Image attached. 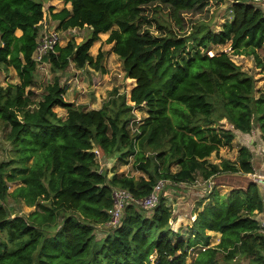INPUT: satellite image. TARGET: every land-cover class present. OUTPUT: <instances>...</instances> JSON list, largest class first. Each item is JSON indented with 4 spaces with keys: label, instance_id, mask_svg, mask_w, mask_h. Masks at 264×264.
Here are the masks:
<instances>
[{
    "label": "trees",
    "instance_id": "obj_1",
    "mask_svg": "<svg viewBox=\"0 0 264 264\" xmlns=\"http://www.w3.org/2000/svg\"><path fill=\"white\" fill-rule=\"evenodd\" d=\"M48 1L0 0V73L3 65L13 68L21 81L5 89L0 80V122L10 128L8 141L21 163L12 169L10 163H0V264H264V234L255 219L264 213V200L253 181L225 195L214 188L189 226L188 240L174 231L173 211L164 199L148 212L129 205L120 223L110 226L115 189L141 200L152 194L158 180L172 188L198 178L255 173L247 147L240 149L237 163L209 162L232 144L234 131L249 135L257 126L264 141V92L255 98L253 78L228 53L210 56L209 50L230 44L233 55L253 57L264 69L259 54L264 12L248 0H233L232 21L219 32L200 23L188 36H179L155 18L163 35L153 37L143 31L149 22L146 6H169L177 18L210 0H60L71 9L52 14L57 29L87 28L91 34L81 44L71 40L50 54L53 71L65 72L73 64L78 70L89 65L105 72L104 53L94 58L90 50L100 35L110 33L108 44H114L127 78L136 81L131 102L148 110L132 133L133 108L116 90L99 110L67 102L58 81L46 87L39 102L26 91L37 68L33 56ZM187 49L188 57L180 61ZM56 107L66 111V118ZM223 120L232 129L215 127ZM95 146L105 158L119 156L128 163L133 156L136 169L149 180L125 175L109 180L100 172ZM173 166L179 169L175 173ZM17 182L20 186L10 193L9 184ZM9 198L37 210L13 217L5 204ZM103 225L110 230L99 239L96 230ZM50 228L54 232L48 236ZM209 232L221 234L218 245L211 247Z\"/></svg>",
    "mask_w": 264,
    "mask_h": 264
},
{
    "label": "rangeland",
    "instance_id": "obj_2",
    "mask_svg": "<svg viewBox=\"0 0 264 264\" xmlns=\"http://www.w3.org/2000/svg\"><path fill=\"white\" fill-rule=\"evenodd\" d=\"M256 9L262 10L264 12V0H248ZM46 2L44 5V19L41 22L40 36L43 33L56 32L59 35V47H65L71 40H74L76 44H81L86 40L91 31L87 28L85 29H71L69 31H59L51 21H53L52 11L60 8L71 9V5L64 4L54 0L52 3L56 5L50 9L47 7ZM233 0H210L207 3L195 8L192 11L180 13L176 18L172 9L169 6H160L158 4L149 5L143 8V13L149 18V22L143 24V31L148 32L153 37H160L163 35L162 31L157 28L156 22L153 20L156 18L160 23L165 24L170 29L174 30L179 36H188L195 25L204 23L209 26L214 32H219L225 23L232 21ZM160 6V7H158ZM160 8V10L158 9ZM52 10V11H51ZM51 12V14H50ZM153 19V20H152ZM46 21V23H45ZM18 36L22 35L21 31H17ZM110 33L100 35V40L96 42L90 50V55L96 58L100 52L104 53V60L102 62L105 72L96 71L91 66L86 65L83 69L78 70L72 64L69 69L65 72L53 71L50 61L39 63L37 62L36 71L32 75V85L26 89L27 92H32V98L39 102L43 100L46 96V87L49 84H53L58 81L62 88L65 89V100L67 102L73 103L75 107H83L85 110H99L103 108L104 104L112 99V93L116 90L119 95L126 96V102L131 106L133 119L131 121L132 133L138 131V127L147 117L146 106H136L131 102V91L136 86V81L127 78L126 71L123 66V62L113 53L114 44H108V38ZM193 43L190 42V45ZM190 49L179 58L180 61L187 58V54ZM220 52H226L229 54L232 61L240 66L242 71L250 75L255 82L254 96L258 98L261 92H264V69L259 68L253 57L247 56H235L232 54V49L230 44L225 46H213L209 50V55L213 56ZM260 56L264 61V48L259 51ZM1 85L3 88L8 86H14L21 84L19 75L17 71L13 68H7L2 66L0 73ZM54 111L62 118H66V111L64 109L56 107ZM217 129H232V127L227 123V120H223L220 124L215 126ZM10 128H7L2 122H0V163H10V168H16L21 165L19 160V154L13 144L8 141V134ZM235 137L231 145L222 147L219 152L214 153L210 158L209 162L216 165H221L222 161H229L230 163H237L238 154L242 147L255 149L260 148L264 141L261 132L255 126V130L247 135L242 134L239 131H234ZM262 143V144H261ZM98 150L95 146L94 150ZM264 150V149H262ZM149 154V153H148ZM97 159L99 162L100 172L105 174L109 180H112L115 175L118 176H130L136 180L145 178L149 180V176L144 174L142 171L137 170L134 164L135 159L133 156L129 157L128 163L121 162L119 156L113 158H103L100 159L97 154ZM33 160L29 161L31 164ZM172 172L175 173L179 169L173 166L171 168ZM256 173V172H255ZM264 176L263 173H259ZM258 174V175H259ZM253 181L252 175H242V174H225L217 178H212L209 181H205L202 178H198L193 184H180L166 185L163 190L158 191V203L161 199H164L166 205L170 207L173 211L178 222H174L172 226L174 231L180 232L182 238L188 240L192 238V233L189 231V226L191 227L192 220L194 216H197L199 211L198 205L202 204L210 196L212 190L216 188L223 195L229 194L230 191L234 189H245L249 182ZM160 181H157L159 184ZM9 192L12 193L20 186V183H10ZM157 186V185H156ZM178 189V190H177ZM260 189V188H259ZM177 190V191H176ZM262 194V191L260 189ZM264 200V199H263ZM8 209L11 211L13 217L21 216L27 217L32 214L36 207H29L25 203H19L14 201L12 198L7 199L5 203ZM42 204L47 205V202H42ZM201 205L200 207H203ZM138 208V207H137ZM202 209V208H201ZM146 211V210H145ZM148 212V211H147ZM194 213V214H193ZM187 218L188 221L179 222L178 218ZM62 221V217L59 222ZM183 223V224H182ZM179 224H182L179 229ZM110 226L103 225L97 228L96 234L99 239L103 238L105 234L109 232ZM54 229L45 230V234L51 236ZM262 233V232H261ZM211 239V247L216 246L220 242V234L208 233ZM264 234V233H263ZM198 250L195 249L191 252L187 262L190 263L196 257ZM218 258L220 261L223 260V255L219 254ZM154 260V258H153ZM245 261V260H244Z\"/></svg>",
    "mask_w": 264,
    "mask_h": 264
},
{
    "label": "built area",
    "instance_id": "obj_3",
    "mask_svg": "<svg viewBox=\"0 0 264 264\" xmlns=\"http://www.w3.org/2000/svg\"><path fill=\"white\" fill-rule=\"evenodd\" d=\"M41 33H39L40 35ZM59 35L56 32L43 33L38 38V47L34 53V59L36 62L42 63L49 59L50 54L56 53L59 45ZM253 182L258 185L262 191V198L264 199V176L261 174L252 175ZM171 183L168 181H160L157 186H155L152 194L144 199L137 200L132 194L126 190L115 189L113 192L114 198V209L110 212L111 223L110 226H117L123 216L125 208L129 205L141 208L146 211L154 210L158 205V191L163 190L166 185ZM264 216V213H262ZM261 232L264 233V217L259 222Z\"/></svg>",
    "mask_w": 264,
    "mask_h": 264
},
{
    "label": "crops",
    "instance_id": "obj_4",
    "mask_svg": "<svg viewBox=\"0 0 264 264\" xmlns=\"http://www.w3.org/2000/svg\"><path fill=\"white\" fill-rule=\"evenodd\" d=\"M54 0H51V1H48L49 3L47 4V7H50V9H53L54 8V6L56 5L55 3H52ZM58 2H62L63 3V5L64 4H66V3H64L63 1H60V0H57ZM66 5H68V4H66ZM51 7H53V8H51ZM66 8V7H65ZM64 9V8H63ZM62 8H60V9H55V10H51L52 11V14H56V13H59V12H61L62 10H63ZM68 9V8H67ZM50 14H51V12H50ZM52 22V24L55 26V27H57L58 26V23H59V21H57V20H54L53 19V21H51ZM45 23H46V21H45ZM47 61L49 62V59H47ZM45 62V61H44ZM261 135V134H260ZM234 136H235V134H234ZM262 136V135H261ZM262 144V143H261ZM248 148V147H247ZM252 153H253V164H254V167H255V172L256 173H254V174H259V173H263L264 174V150H262V149H264V144H262V146H260V148H258L257 147V149H255V147H253V146H251V148H248ZM94 152H95V154H96V156H97V154H98V157H100V159L101 158H103V154H102V152L100 151V149L98 148V150L96 149V150H94ZM254 174H249V176L250 175H254ZM247 188V187H246ZM245 188V189H246ZM178 190V189H177ZM176 190V191H177ZM219 191V190H218ZM212 192H213V190H212ZM211 192V193H212ZM223 195V194H222ZM209 202V197H207V200L202 204V202H201V204L202 205H206L207 203ZM198 207L200 208L199 209V211L196 213V214H198L199 212H201V211H203V208H204V206L203 207H200V205H198ZM202 208V209H201ZM194 214V213H193ZM196 217L197 216H194L193 217V220H192V223L196 220ZM264 216H263V214L261 213V214H259V213H256L255 214V219L258 221V222H260V220H262V218H263ZM174 219H176L175 218V216H174ZM178 220H179V222L181 223L182 221H188V219L185 217V218H182V216L180 217V219L178 218ZM186 221V222H187ZM175 222L177 223L178 221L177 220H175ZM183 224V223H182ZM182 224H179V229L181 228V226H182ZM174 225V224H173ZM179 231V230H178ZM177 231V232H178ZM211 233H213V232H211ZM214 234H220V233H214ZM221 235V234H220ZM220 240H221V237H220ZM220 243V242H219ZM218 245V244H217Z\"/></svg>",
    "mask_w": 264,
    "mask_h": 264
}]
</instances>
